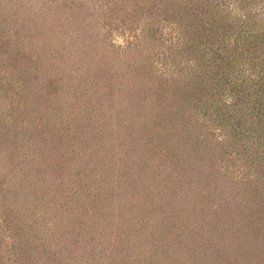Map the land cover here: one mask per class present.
Here are the masks:
<instances>
[{"label": "trees", "instance_id": "16d2710c", "mask_svg": "<svg viewBox=\"0 0 264 264\" xmlns=\"http://www.w3.org/2000/svg\"><path fill=\"white\" fill-rule=\"evenodd\" d=\"M21 2L0 0V264H264V0ZM26 50L42 71L17 61ZM70 62L83 82H66ZM47 104L50 124L32 111ZM64 107L110 117L114 179L92 167L88 125L86 179L64 165L75 135L51 124ZM135 140L136 160L120 151ZM189 229L221 254L176 255Z\"/></svg>", "mask_w": 264, "mask_h": 264}, {"label": "rangeland", "instance_id": "374dc122", "mask_svg": "<svg viewBox=\"0 0 264 264\" xmlns=\"http://www.w3.org/2000/svg\"><path fill=\"white\" fill-rule=\"evenodd\" d=\"M48 1L49 0H22L23 3L22 2L21 3L23 5V7L26 8L27 11H30V10L34 11L36 9L37 12L35 14H39L40 12L43 11V8L45 6H47V4H50V2H48ZM35 16H37V15H35ZM25 18H29V17L26 15ZM64 18L65 19L68 18V15L65 14ZM10 26H15L16 27L17 25H15V23L13 22V23H11ZM19 28L22 31V33L24 34L23 38H26V32H28V30H29L28 27H19ZM27 35H30V34L28 33ZM101 35L104 36V32L102 30H101ZM112 36H113V43L116 46L117 45H120L121 46L123 44V42H124L123 38L124 37L123 38L122 37H118V35L116 33H114ZM23 38H21V39L23 40ZM24 52H27V54L23 55ZM23 53L19 57H17V61H21L19 59H22L23 56H24V58L27 57L28 59L31 58L32 56L34 58H36L32 54H28V50L23 51ZM34 60H36V62H31V63L35 65V69H37L38 71L39 70L42 71V68L43 67H42V63L40 62V60L38 58H36ZM27 61H29V60H27ZM78 63L79 62H76V63L70 62L69 63V66H68L69 67V70H67L66 73H65L66 78H67V81L66 82L67 83H70V85H74L76 83L83 82V81H81L79 79V78L82 77V75H81V73L79 71L80 70V66H79ZM19 64H21V63H19ZM1 70H3L4 72H8V74H9V73H11V71L13 70V68L12 67L11 68L8 67V68H4V69H1ZM8 74H7V77L6 78H8V80H12V77H10V75H8ZM39 80L40 81H44L43 79H41V77H40ZM62 82H64V80ZM77 88H78V91L81 93V95H80V98H81L82 97V94H83L82 93V90L83 89H82V87H77ZM73 97L76 98V99H79V95L78 94H73V96L71 95L70 99H72ZM21 99L24 102L26 101L24 98H21ZM8 108H10V111L9 112H11V113L16 112L15 105H10L9 104V106L7 107V109ZM49 108H50V105L47 104L46 105V108L42 107V110L43 111H40V110L37 111V110H35V108H33L32 111L33 112L35 111L39 115V117H37L38 120H40V116H42L41 117V121H45V122H48V124H50L49 121L51 120V117H49V116H51V112H50ZM5 113H7L6 110H5ZM78 114H79V112L72 111V110L70 111L66 107H64L63 110L58 113V115L52 117V118H54V122L51 123V124L52 125L55 124L57 126V128H59L61 130V132H63V131L67 132L65 134H62L61 135L62 137H64V138L65 137H68L69 132H70V135H75V137H76V138L74 137V139L70 143L65 144V147H64L65 149L64 150L66 151L67 149H69L70 151H67L68 157L66 158V160L68 161V164H64V165L65 166L74 165L76 168L78 166V168L80 169V171L77 170V173L79 172L81 174H80V176H77V177H79L80 179H83V180L86 179L85 176H84L85 175V172L83 171V169H84L83 167L86 166V163L82 164L85 159H84V157L79 158V155H81L80 153H83V152L90 153V151H91V148H88L90 146L86 147L85 144L84 145H81V142L85 139L86 134H88V137L89 138L91 137V140H94V143H95V141H97V139L100 140L99 143H98L99 146L96 147V148H94L93 155H96V157H93L94 163L93 164L91 163L92 164V167L95 169L96 172H98L97 169H96L97 165L98 166H100V165L101 166H103V165L105 166V164H106L105 169H107V168L110 169V173L107 174V176H110L111 175V177L113 176L112 178L114 179V169H115V166L113 164H111V168L108 167L109 164H110L111 159L105 158V155L107 153L104 151V148L105 147L107 148V150H109L111 148L109 146V144L107 145V144H104V143L106 142V138H107L108 134L110 132H112V130L111 131L110 130H105L106 128L105 127H102V125L106 124L104 122L108 121V119H110V117H108V119L104 121V120L98 118V116H97L90 123L87 124V122H85L86 124H84V120H83L82 114L79 115V116H78ZM112 115L113 116H111V117H114V119L113 120H110L109 126L112 125V129H114V126L116 125V122H115L116 116L114 114H112ZM75 118L77 119V123L76 124H74V119ZM91 118H92V116H90V119ZM98 122H103V123H101L100 125H98ZM85 125H86V127H87V125H88V127L90 126L88 128V130H90V131H89V133H85L84 134L85 136H82V135H80V133H81L80 131H81V128L82 127H85ZM101 129H103L105 131L103 134L101 132ZM129 130L133 131L131 128H129ZM116 132H117V130H116ZM116 132H113V133H116ZM66 139H68V138H66ZM117 140L118 139H116V141ZM125 140H127V139H125ZM74 143H76V144H74ZM73 144H74V147H71V145H73ZM80 145H81V147H80ZM132 145H133V148L134 147L135 148L134 149L131 148L129 152H123V147L120 148V151L123 154H125V155H128V156H131L132 158H135V160H136V157L140 154V152L142 150V147L140 145H137L136 144V140L133 141V144ZM92 146H94V145L92 144ZM75 147H76V149L74 150V153H75L74 154L73 151H72V149H74ZM72 154L76 155V157L75 158H72L73 157ZM126 175H124L123 180L127 179L126 178ZM93 186H94V184H93ZM134 189L135 190H139V187L138 188L135 187ZM82 195H86V193L85 194L82 193ZM122 195L126 199V200L124 199L126 203L127 202H133L134 203L135 201L138 200L137 198H133L132 192L129 195L128 191H126V192L122 193ZM62 206H65V204L62 203ZM24 210H26L25 207H24ZM121 214H124L125 215L126 212L125 211H121L120 212V215ZM116 220H118V224H119V219L116 218ZM194 222H195V218L193 219L190 228H193V226H196ZM46 226L49 228L50 224H48ZM32 227L35 228L36 226L34 224H32ZM185 227L186 228H184L183 230H184L185 236H187V228H189V227H187V226H185ZM116 230H120V229H117V226H116ZM189 232H192L193 235L189 233V236L190 237H186V239L188 241L187 242V246H186L187 249L185 251H181L180 254H176L178 256H182L183 253L186 254V256H188V260L185 259L187 262L190 263V260L192 259L190 256H193L194 254L195 255H198L200 253H204L206 256H215L217 253L222 252V251H218V250H221V249L217 248L218 246H217V243L215 242V237L208 236V233L209 232L201 233V231H195V230L194 231H191L190 229H189ZM181 233L183 234V232H181ZM115 234H119L120 235L121 233H120V231H118V233H115ZM208 238L211 241H209ZM134 239H136V238H134ZM131 242L134 245L137 244L135 241H131ZM26 243H27L26 246L29 247V248L30 247L31 248H34L35 247V241L32 238L27 239L26 240ZM140 247H142V246H140ZM182 250H183V248H182ZM191 253H193V255ZM7 256H8V254H7ZM138 256H146V255L144 253H139ZM4 261H6V260L4 259Z\"/></svg>", "mask_w": 264, "mask_h": 264}]
</instances>
